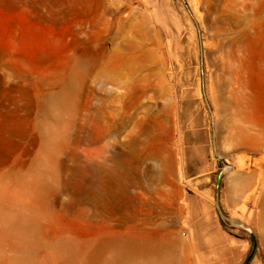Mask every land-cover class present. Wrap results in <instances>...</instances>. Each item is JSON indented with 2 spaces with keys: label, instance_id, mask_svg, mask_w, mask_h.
Here are the masks:
<instances>
[{
  "label": "rangeland",
  "instance_id": "1",
  "mask_svg": "<svg viewBox=\"0 0 264 264\" xmlns=\"http://www.w3.org/2000/svg\"><path fill=\"white\" fill-rule=\"evenodd\" d=\"M0 191V264H87L68 246L127 232L264 264V0H0Z\"/></svg>",
  "mask_w": 264,
  "mask_h": 264
},
{
  "label": "bare ground",
  "instance_id": "2",
  "mask_svg": "<svg viewBox=\"0 0 264 264\" xmlns=\"http://www.w3.org/2000/svg\"><path fill=\"white\" fill-rule=\"evenodd\" d=\"M84 65H86V63ZM74 74L75 75L73 77V80L71 81V86H70L71 90L75 89V87L78 85L77 84L78 77H79L78 71L77 73L74 72ZM69 99H70L69 96H66V95L61 96L60 98L57 99V103H60L66 106L69 104L70 106L71 101ZM147 130L150 131V129H143L142 131L143 134L148 132ZM142 132H140V134H142ZM238 139H239L238 142L242 144L244 137L242 136V137H239ZM241 139L242 141H240ZM141 146H142L141 140L136 139L131 145V149L133 151H136L138 149H141ZM163 157L157 155L155 157L150 156L148 158V156H142L140 154H135V162L136 164H138L139 167H141L147 160L157 159L162 164L168 166L170 173L171 172L172 174L178 173V175L179 173L181 174L183 165L181 164L180 160H178L177 162L175 159L172 158L171 160L166 161ZM147 164L149 163L147 162ZM137 179L139 180V178ZM133 184L134 183L132 181H127L124 183L118 182L115 187V190L118 194L109 190V187L106 184L97 185V186L92 185L90 188L92 195L90 197L92 199H95V198L97 199L98 197L105 199V197L111 198V197H115L116 195H120V194L127 195V193L130 190V187L133 186ZM247 186H248L247 182L242 180L241 177L240 178L237 177L235 179L234 184H233V192L238 199H241L246 196L247 188H248ZM28 192L32 193L33 196L34 194L35 196L37 194H41L40 187H36V186L29 187ZM6 196H7V193L5 191H0V201L3 200ZM0 219H8V217L0 213ZM26 223L28 225L27 227L28 232L31 233L32 236H35V239L33 241L31 240L32 242H30L31 246L35 247L38 244L37 237H38L39 227L36 221L33 219L27 220ZM259 223H260V227L264 229V209L261 213ZM19 226H21V223L20 224L12 223L8 225V229L14 230ZM128 233L129 232H127V235H124V236L106 238V239H102L100 241H97L91 244L90 243H84V244L76 243L74 245H70L68 246V250L70 252V258L72 259V258L77 257L80 254H85L87 264H173L175 257L174 255H172L171 250H170L173 242H170L167 239H165L166 237L165 238L164 236L163 237L162 236L148 237L145 235L138 236V235H131V233L129 234ZM262 238L264 239V234L262 235ZM179 264H185V256L183 255V253H182V257L180 259Z\"/></svg>",
  "mask_w": 264,
  "mask_h": 264
}]
</instances>
